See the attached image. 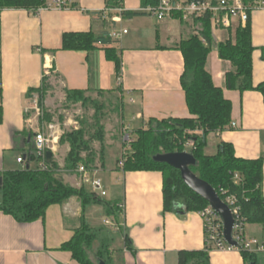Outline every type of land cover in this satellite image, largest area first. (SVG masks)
<instances>
[{"label": "crops", "instance_id": "0c3cea01", "mask_svg": "<svg viewBox=\"0 0 264 264\" xmlns=\"http://www.w3.org/2000/svg\"><path fill=\"white\" fill-rule=\"evenodd\" d=\"M257 3L258 8L251 18L255 85L264 82V0ZM106 4L107 0H79L75 6L64 9L37 12L4 9L0 12L2 174L22 168L17 161L23 155L19 149L20 132L35 129L33 119L39 94H31V90L42 87L44 82L48 88L47 105L52 104L56 96L66 97V91L72 89L118 94L123 100L122 110L125 111L127 103L132 121L138 123L139 128L146 127L152 118L191 115L181 84L184 56L178 45L193 33V28L177 19L159 20L150 14L128 15L121 23L112 24L101 17ZM123 4L129 12H141L144 7L142 0H123ZM239 26L242 25L237 20L230 29L212 25L213 44L206 67L214 83L224 89L225 97L231 101L232 123H236V127L209 134L206 153H217L219 144L224 141L233 144L238 157L264 159V96L255 90L241 93L227 89L225 76L232 64L221 59L217 49L220 42L234 38ZM114 28L128 30L119 44L109 45L116 47L121 55L120 74L115 63L108 59L104 45L90 51L62 49L66 32L91 31L102 35ZM123 126L125 134L131 135L130 127L124 122ZM128 148L129 145L123 147L125 151ZM59 149L65 155L70 148L68 144L58 143L53 154L60 162L63 156L57 153ZM98 166L96 172L101 168ZM115 169L117 184L110 201L123 203L119 226L115 228L124 240L120 263L179 264L180 251L204 249V219L199 212L165 211L161 171H124L118 163ZM64 178L73 186L84 184L91 188L90 182H84L77 173L64 172ZM262 188L264 194V179ZM94 207L87 209L86 219L96 229L91 216ZM82 216V205L77 197L50 206L44 219L33 222H20L0 211V264H80L61 246L73 238L82 224ZM246 233L264 242V226L248 224ZM260 256L264 258V253ZM210 262L246 264L237 249H213Z\"/></svg>", "mask_w": 264, "mask_h": 264}, {"label": "trees", "instance_id": "16d2710c", "mask_svg": "<svg viewBox=\"0 0 264 264\" xmlns=\"http://www.w3.org/2000/svg\"><path fill=\"white\" fill-rule=\"evenodd\" d=\"M123 1V0H122ZM47 0H0V12L4 9H26L36 12L46 5ZM253 3V0H244ZM159 0H142V5L157 6ZM145 12H129L128 15H141ZM252 15L246 26L235 30L230 37L218 44L219 56L230 61L232 69L226 73V88L245 91H259L264 96V82L257 85L253 81ZM183 22V21H182ZM193 28V33L182 39L178 45L184 56V72L181 84L186 94L190 116L186 118H152L147 126L136 130L137 137L129 143L130 153L124 151L118 167L124 171H161L163 174V193L165 211L201 212L210 203L194 192L185 183L179 169L154 160L159 153L188 151L197 159V164L190 169L202 180L208 182L222 201L228 196L236 197V205L248 224L264 226V159H246L236 155L232 143L222 141L218 152L207 154V138L211 133H219L231 128L232 103L225 97L224 89L217 86L207 70L208 56L212 50L213 34L210 15L195 18L194 23L183 22ZM193 26L197 27V30ZM118 40L109 33L97 35L94 32H66L62 38V49L70 51H90L104 45L109 60L116 65L117 73L122 71V58L118 49L112 45ZM264 60V47L262 48ZM48 90L44 82L42 87L34 88L31 94L38 93L42 99ZM106 95L112 92L67 90V101L71 104L92 105L95 109L93 123L82 120L81 127L65 131L60 144H68L63 165L53 157L45 160L46 168L40 167L41 157L36 156L33 143V131L20 132V151L26 157L25 168L3 172L0 181V211L12 215L20 222H33L44 219L52 205L64 204L70 198L77 197L82 205V224L73 238L62 244L61 249L72 253L80 264H122L115 261V250L110 245L101 244L95 251L94 242L98 239L97 231L86 219V211L92 205H102L107 217H111L119 226V216L123 203L106 201L91 191L86 185L76 187L64 178V172L78 174V168L84 165L88 170L97 168L98 152L93 148L94 141L101 143L100 161L104 165L106 129L102 123L104 103L91 95ZM89 94V95H88ZM121 111L123 100L120 97ZM123 114V112H122ZM123 116V115H122ZM4 113L0 106V124ZM46 119L51 120L47 115ZM94 130V131H92ZM127 144V141H124ZM189 144V148L187 145ZM35 163V166L32 164ZM236 174L238 178H236ZM214 246L208 242L205 232V247L202 250H183L179 253V264H211L210 251ZM246 264H261L258 252L240 248ZM91 252L93 257H91Z\"/></svg>", "mask_w": 264, "mask_h": 264}, {"label": "built area", "instance_id": "2783aa9c", "mask_svg": "<svg viewBox=\"0 0 264 264\" xmlns=\"http://www.w3.org/2000/svg\"><path fill=\"white\" fill-rule=\"evenodd\" d=\"M79 0H47L42 9H64L75 6ZM258 8L257 0L253 3H245L244 0H159L157 6H145L142 11L150 14L159 20L165 18L177 19L183 22L194 23L195 18L210 15L212 25L216 28L230 29L234 21H239L242 26H246L252 13ZM36 11V12H37ZM128 10L125 8L122 0H107L106 8L102 11V19L112 24L121 23ZM197 30L196 26H193ZM128 33L127 29H112L109 32L110 37L120 40L122 36ZM47 74V72H46ZM38 101L36 100L35 109H37ZM56 126L50 125V130ZM231 127H236V123H231ZM60 135L55 133L47 134L44 130H37L34 133L33 143L35 154L41 157L39 165L45 169L46 152L48 150L56 151L59 143ZM125 140L131 142L130 135L126 134ZM189 145V144H188ZM17 161L25 168L27 165L26 157L21 155ZM120 161V165H123ZM96 170L90 171L84 165L78 168V174L84 182H90L93 191L98 196H105L107 192L103 189L102 180L96 178ZM236 178L238 175L236 174ZM2 172L0 171V181ZM236 197L228 196L224 201L232 211L234 216L233 237L238 242V246L230 245L224 238V224L219 214L208 206L205 210L199 212L204 219L205 232L208 242L212 243L216 250H240L243 248L251 252L264 253V242L256 237H249L246 233V222L240 213V208L236 205Z\"/></svg>", "mask_w": 264, "mask_h": 264}, {"label": "rangeland", "instance_id": "374dc122", "mask_svg": "<svg viewBox=\"0 0 264 264\" xmlns=\"http://www.w3.org/2000/svg\"><path fill=\"white\" fill-rule=\"evenodd\" d=\"M175 23L176 25H179L178 21ZM116 44H119V40L116 42ZM46 95L47 91L42 99L40 98V95L38 96L39 103L37 109H35V118L33 119L35 129L31 131L35 132L37 130H44L47 134L55 133L57 131V134H59V137L61 138L65 131L80 128V122L82 120L87 121L89 124L93 123L95 109L92 105L85 107L82 103L71 104L67 101V95L63 98L56 96L52 104L47 105L45 104ZM91 96L105 104V115L102 120V123L106 129L105 147L103 151L104 167L101 164L102 161H100L101 143L94 141L92 146L99 153L97 165H99L98 167H101L100 170L95 173V176L96 178L102 180L103 189H105L107 192V195L101 196V198L106 201H110L112 200L114 194L113 187H115L117 184V179L113 172L116 170L115 168L117 163H119L123 157V153L125 151L123 147L129 145V141L127 140V144L124 143L127 133L125 134L124 132L123 122L128 127H130V138L132 137L133 139L137 137L136 130L140 127V125L132 121V112L129 109L127 103H125V111H121V106L119 105L120 96L118 94L108 93L106 95H101L94 93ZM47 115L50 116V121L46 119ZM50 125H55L56 127L53 130H50ZM187 147L189 148L190 146L187 145ZM130 151L131 149L128 148L127 152L130 153ZM62 152L63 151H60V149L57 150V153L61 155L60 157L63 156V161H60L63 165L65 155L67 153L64 155ZM32 165L35 166V163ZM91 216L93 221L92 224L96 227L95 230L98 233V239L94 242L93 250L96 251L102 243L105 245H110L112 251H116L115 261L120 262L122 258L121 255L119 256V253L123 248L124 240L122 233L115 230L118 225L115 223V221L110 219L111 217L109 218L106 216L104 207L102 205H95L93 212H91ZM93 253L94 252H91V257H93ZM263 259L264 258L262 256L259 257V260L262 262V264H264Z\"/></svg>", "mask_w": 264, "mask_h": 264}, {"label": "water", "instance_id": "95a60500", "mask_svg": "<svg viewBox=\"0 0 264 264\" xmlns=\"http://www.w3.org/2000/svg\"><path fill=\"white\" fill-rule=\"evenodd\" d=\"M53 157V152L48 150L46 152V160L51 161ZM154 160L157 162L167 163L181 171L182 177L188 187L205 198L210 203V206L221 217L224 224V238L226 242L230 245L238 246V242L233 237L234 216L232 211L229 206L221 200L214 187L192 172L190 166L197 164V159L194 155L188 151L159 153L154 156ZM99 264L106 263L104 261H100Z\"/></svg>", "mask_w": 264, "mask_h": 264}]
</instances>
